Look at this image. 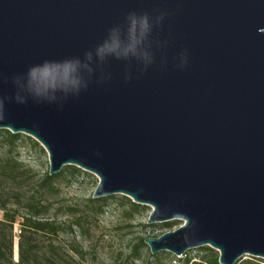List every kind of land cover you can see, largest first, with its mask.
Segmentation results:
<instances>
[{
    "label": "water",
    "instance_id": "1",
    "mask_svg": "<svg viewBox=\"0 0 264 264\" xmlns=\"http://www.w3.org/2000/svg\"><path fill=\"white\" fill-rule=\"evenodd\" d=\"M0 112L49 176L181 221L152 255L264 260V0H0Z\"/></svg>",
    "mask_w": 264,
    "mask_h": 264
},
{
    "label": "rangeland",
    "instance_id": "2",
    "mask_svg": "<svg viewBox=\"0 0 264 264\" xmlns=\"http://www.w3.org/2000/svg\"><path fill=\"white\" fill-rule=\"evenodd\" d=\"M21 135L15 146L9 149L0 134V161L11 157L23 167L24 171L17 172L20 176L17 183L22 193L30 196L36 193L39 179L49 171V161L46 152L40 150L41 146H37L34 139ZM66 167L61 170L64 172L62 177L56 180L58 190L40 197L47 205L42 217L63 227L53 238L35 237L41 253L51 241L62 248L70 264H185L187 260L197 261L210 255L206 247L189 250L180 258L168 252L152 255L144 240L174 231L182 222L178 221L179 224L171 229L163 228L164 223L148 224L151 208L135 204L122 195L93 199L97 177L81 169L80 174L71 177V170ZM89 200H103L100 209ZM132 203L139 208H134ZM18 234L19 225L15 224L14 262L18 260Z\"/></svg>",
    "mask_w": 264,
    "mask_h": 264
},
{
    "label": "trees",
    "instance_id": "3",
    "mask_svg": "<svg viewBox=\"0 0 264 264\" xmlns=\"http://www.w3.org/2000/svg\"><path fill=\"white\" fill-rule=\"evenodd\" d=\"M0 134L4 136L9 149H12L22 137L21 134H12L7 130L0 131ZM35 144L39 146L38 143ZM40 150L44 152L41 147ZM66 169L71 170V177L81 173L80 169L74 166H68ZM19 171L24 170L15 159L8 157L0 161V264H70L60 246L50 241L46 250L41 253L35 241L37 235L53 238L63 228L55 221L42 217L43 212L47 210V205L41 201L40 197L58 190L55 185L56 180L62 177L64 172L53 176H49L46 172L37 182L36 193L25 196L17 183L20 177L17 175ZM127 200L130 202L129 199ZM89 202L96 204V209H100V203L102 204L103 200H89ZM132 206L139 208L135 204ZM15 224L19 225L16 262L13 261ZM178 224V221H171L164 223L162 227L171 229ZM206 249L210 252L208 257L197 261L187 260L185 264H218L217 252L208 247ZM135 255L134 251L133 256ZM236 264H264V261L250 257L239 260Z\"/></svg>",
    "mask_w": 264,
    "mask_h": 264
},
{
    "label": "clouds",
    "instance_id": "4",
    "mask_svg": "<svg viewBox=\"0 0 264 264\" xmlns=\"http://www.w3.org/2000/svg\"><path fill=\"white\" fill-rule=\"evenodd\" d=\"M143 26H144V27L147 26V22H146V20L144 21ZM33 76H35V70H33ZM3 118H4V117H3V115H2V112H0V119H3Z\"/></svg>",
    "mask_w": 264,
    "mask_h": 264
}]
</instances>
